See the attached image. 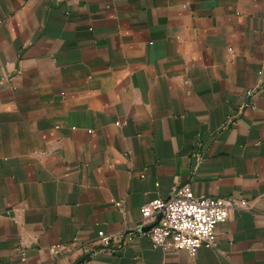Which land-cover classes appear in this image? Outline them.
Listing matches in <instances>:
<instances>
[{
	"label": "crops",
	"instance_id": "1",
	"mask_svg": "<svg viewBox=\"0 0 264 264\" xmlns=\"http://www.w3.org/2000/svg\"><path fill=\"white\" fill-rule=\"evenodd\" d=\"M186 183L247 207L153 248L140 207ZM98 231L132 235L82 264H264V0H0V264Z\"/></svg>",
	"mask_w": 264,
	"mask_h": 264
},
{
	"label": "built area",
	"instance_id": "2",
	"mask_svg": "<svg viewBox=\"0 0 264 264\" xmlns=\"http://www.w3.org/2000/svg\"><path fill=\"white\" fill-rule=\"evenodd\" d=\"M260 71L259 74H261ZM249 89L247 95H253ZM234 116L228 117L229 122ZM123 209L122 201H113ZM247 200H234L230 197L212 195H195L188 183L173 187L166 198H155L140 207L141 219L133 227V231L147 235L153 248L164 250H185L194 255L200 247L212 248L216 243V228L228 219L229 210L247 207ZM152 225L148 230L143 227ZM132 232L114 234L98 231L96 241L85 243L72 239L67 244H56L51 251L58 255L69 246H79L83 258L78 264L89 259L100 250L114 252L122 247L124 241L130 239Z\"/></svg>",
	"mask_w": 264,
	"mask_h": 264
},
{
	"label": "water",
	"instance_id": "3",
	"mask_svg": "<svg viewBox=\"0 0 264 264\" xmlns=\"http://www.w3.org/2000/svg\"><path fill=\"white\" fill-rule=\"evenodd\" d=\"M151 226H152V225H148V226H146V227H143L142 230L146 231V230H148Z\"/></svg>",
	"mask_w": 264,
	"mask_h": 264
}]
</instances>
